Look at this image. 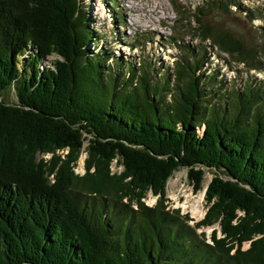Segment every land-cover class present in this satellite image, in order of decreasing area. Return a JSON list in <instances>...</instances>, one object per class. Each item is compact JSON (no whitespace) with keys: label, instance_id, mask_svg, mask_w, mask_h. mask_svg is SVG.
Returning a JSON list of instances; mask_svg holds the SVG:
<instances>
[{"label":"trees","instance_id":"obj_1","mask_svg":"<svg viewBox=\"0 0 264 264\" xmlns=\"http://www.w3.org/2000/svg\"><path fill=\"white\" fill-rule=\"evenodd\" d=\"M237 4L258 18L205 0L195 35L262 71L264 41L214 21ZM96 32L82 0H0V264H264V80L229 83L179 35L173 66H137ZM182 167L196 191L218 171L194 224L168 203Z\"/></svg>","mask_w":264,"mask_h":264},{"label":"rangeland","instance_id":"obj_2","mask_svg":"<svg viewBox=\"0 0 264 264\" xmlns=\"http://www.w3.org/2000/svg\"><path fill=\"white\" fill-rule=\"evenodd\" d=\"M91 23L100 35L97 41L107 49L112 48L121 59L132 61L139 66L140 61L147 59L156 67L173 66L180 49L173 43L172 35L181 37L180 43L190 45H205L209 53V67H213L229 83L234 80L241 81L247 76H253L264 80V70H248L244 64L234 61L229 55L214 47L210 41L201 42L195 35L196 22L192 18L197 6L205 0H82ZM111 1V2H110ZM117 3L112 7L110 3ZM244 7L250 8L258 18L251 21L246 11L240 10L237 5L228 13H216L214 21L223 29L240 37L248 44L258 46L264 41V0H235ZM120 22H115L114 14ZM179 38V37H178ZM136 39H140V45L136 46ZM96 43L98 44V42ZM96 46V45H95ZM93 44L91 49L95 47ZM100 49L96 46V51ZM57 55H51L41 63V68L57 59ZM112 60H110L111 63ZM13 97V96H12ZM86 141L85 146H87ZM62 152V151H61ZM47 155L46 157H49ZM87 153H83L76 167V172L85 173V159ZM114 171H122L123 166L113 162ZM218 173L215 169L205 168L203 188L196 191L188 177V168L182 167L170 177L167 183V196L169 207L180 208L183 213H189L194 219L192 224L202 220L207 211L206 190L213 176ZM158 196L149 192L145 199L146 204L153 206L157 203ZM219 235L221 228L217 226ZM215 228H207L205 231L210 236ZM204 229H200V232ZM249 245L246 244V248Z\"/></svg>","mask_w":264,"mask_h":264}]
</instances>
